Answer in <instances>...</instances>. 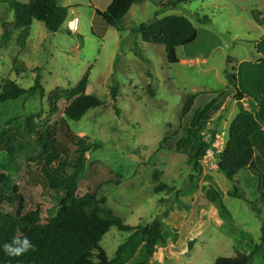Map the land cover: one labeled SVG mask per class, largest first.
I'll use <instances>...</instances> for the list:
<instances>
[{
  "label": "rangeland",
  "instance_id": "obj_1",
  "mask_svg": "<svg viewBox=\"0 0 264 264\" xmlns=\"http://www.w3.org/2000/svg\"><path fill=\"white\" fill-rule=\"evenodd\" d=\"M11 1L0 0V94L8 80L30 89L40 76L46 96L37 92L0 103V175L8 173L25 186L22 194L27 202L41 205L42 219L56 212L60 185L53 189L51 184L65 170L59 171L57 163L50 166L39 143L55 139L67 145L69 155L60 161L70 174L84 140L91 147L86 166L102 163L115 173L104 180L107 207L131 226L162 223L164 243L150 264H215L219 257L250 253L262 243L264 203L258 189L264 186V156L257 150L261 178L247 169L232 181L217 164L241 110L236 91L230 94L227 71L241 75L245 84L249 71L262 68L264 0L174 5L169 3L176 0H151L133 6L122 31L96 14L112 0H58L69 7V17L57 33L34 21L2 44L3 24L11 28L14 19ZM168 16L190 19L199 32L195 43L178 49L177 64L168 63L165 46L144 42L136 30ZM71 23L76 33L68 31ZM84 79L86 94L109 106L90 110L79 122L55 124ZM248 102L256 113L259 105L252 98ZM34 114L40 117L29 131L27 119ZM200 137L210 143L214 157L196 171L189 157ZM10 143L27 150L11 161ZM161 185L164 191L156 192ZM235 190L239 197L230 196ZM3 208L14 213L18 202H6ZM131 235L113 227L104 237L102 246L111 260ZM145 244L142 236L136 237L122 255L125 264L142 263ZM251 264H264V249Z\"/></svg>",
  "mask_w": 264,
  "mask_h": 264
},
{
  "label": "trees",
  "instance_id": "obj_2",
  "mask_svg": "<svg viewBox=\"0 0 264 264\" xmlns=\"http://www.w3.org/2000/svg\"><path fill=\"white\" fill-rule=\"evenodd\" d=\"M148 1L151 0H113L105 11L97 9L96 14L109 26L122 31L125 30L123 20L133 6ZM195 1L197 0H176L169 5L189 4ZM10 9L13 11L14 19L11 22V28L7 23L3 24L2 44H7L11 40L15 30L25 31L34 21L42 22L50 32L57 33L67 23L69 17V7L61 5L58 0H29L27 3L12 0ZM136 30L144 42L165 46L169 64L179 63L177 49L195 43L199 36L198 29L191 20L183 16H168L163 19L156 17L154 22L140 24ZM135 52L139 56V49ZM262 55V68L249 71L250 76L244 78L245 84L242 83L241 75L237 77L227 71L230 94L232 89L236 91L234 99L241 101L248 96L259 105L261 112L252 113L241 108L230 124L228 139L224 150L219 155L217 169L232 181L240 172L247 169L257 177H262L256 168L260 162L256 153L259 150L264 156V116H262L264 112V40ZM87 82L88 79H84L72 92V98L63 109V117L56 119L55 124H58L60 120L79 122L90 110L109 106L96 96L86 94ZM37 92L43 98L46 96L40 76H37L34 86L30 89H24L8 80L3 85L0 103L18 100L23 96L33 97ZM111 92L113 102L116 103L117 88L113 87ZM184 109L185 115L188 110ZM38 117L40 114H34L27 119L26 128L29 131L35 130L37 126L35 119ZM80 144L83 147L78 149L77 159L72 168L73 173L69 174L65 169L67 163L60 161L62 156L69 155L68 146L55 139L50 143H39L41 147L39 153L47 156L50 166L57 163L59 171L65 170L60 180L51 184L53 189L60 185L58 189H55L58 193V206L55 214L46 219L41 218L40 204L27 202L22 194L25 186L17 185L8 173L0 175V264H125L122 255L138 236H142L146 242L145 260L140 264H150L155 249L164 243L162 223L155 220L150 227L131 226L126 224L122 217L114 214L107 207V197L103 186L106 185L104 180L109 176H115V173L102 163L87 167V157L91 147L86 145L84 140H81ZM191 147L189 162L196 171H199L201 162L211 145L200 137ZM26 150L22 145L10 143L8 156L13 161ZM164 188L165 185H161L156 188V192L164 191ZM258 192L261 195V202L264 203V186H259ZM230 196L239 197V192L235 190L234 193H230ZM14 200L18 202V209L14 213L3 208L6 202H14ZM113 227L119 232L132 233V235L126 244L118 248L115 257L111 260L102 243ZM262 234V243L255 246L250 253L238 252L234 257H219L215 264H251L255 255L264 249V227ZM13 237L29 238L37 250L18 258H10L4 253L3 245L10 243Z\"/></svg>",
  "mask_w": 264,
  "mask_h": 264
},
{
  "label": "clouds",
  "instance_id": "obj_3",
  "mask_svg": "<svg viewBox=\"0 0 264 264\" xmlns=\"http://www.w3.org/2000/svg\"><path fill=\"white\" fill-rule=\"evenodd\" d=\"M36 250V246L27 237L23 239L13 237L10 243H5L3 245L4 253L10 258H18L29 252H35Z\"/></svg>",
  "mask_w": 264,
  "mask_h": 264
},
{
  "label": "crops",
  "instance_id": "obj_4",
  "mask_svg": "<svg viewBox=\"0 0 264 264\" xmlns=\"http://www.w3.org/2000/svg\"><path fill=\"white\" fill-rule=\"evenodd\" d=\"M113 1V0H112ZM111 5V3L107 6V8L109 7ZM106 8V9H107ZM99 9V8H98ZM105 9V10H106ZM100 11H105V10H101V9H99ZM179 49V48H178ZM178 49H177V56H178ZM178 59H179V57H178ZM179 62H180V59H179ZM261 62V61H260ZM234 96V95H233ZM249 99H250V97H247V96H245L241 101H237V100H235L236 101V103H237V106H239V110L241 109V108H244V109H246V110H248V111H250L251 109L250 108H248V106H250V103L248 102L249 101ZM256 113H261L260 111H259V108L256 110ZM195 117H196V115L195 116H193V118L191 119V123H193V121L195 120Z\"/></svg>",
  "mask_w": 264,
  "mask_h": 264
},
{
  "label": "built area",
  "instance_id": "obj_5",
  "mask_svg": "<svg viewBox=\"0 0 264 264\" xmlns=\"http://www.w3.org/2000/svg\"><path fill=\"white\" fill-rule=\"evenodd\" d=\"M68 31L71 33H76L75 23H71L68 26ZM213 157H214V152L212 150H208L206 156L204 157V159L202 160L201 163L209 164L213 160ZM213 167H215V166H213Z\"/></svg>",
  "mask_w": 264,
  "mask_h": 264
}]
</instances>
